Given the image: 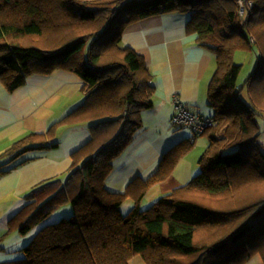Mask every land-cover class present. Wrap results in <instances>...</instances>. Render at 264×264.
Masks as SVG:
<instances>
[{
	"label": "trees",
	"instance_id": "obj_1",
	"mask_svg": "<svg viewBox=\"0 0 264 264\" xmlns=\"http://www.w3.org/2000/svg\"><path fill=\"white\" fill-rule=\"evenodd\" d=\"M253 1L250 14L240 18L236 0H0V81L13 91L30 74H76L85 99L58 122L86 124L91 133L70 154L64 178L32 188L9 223L24 234L62 204L71 211L42 226L22 259L2 264H128L136 255L146 264H244L259 255L264 264V152L257 122L264 111V0ZM54 2L60 15L51 12ZM170 11L189 12L186 31L215 55L207 87L213 124L195 133L207 140L199 172L140 209L146 191L166 178L194 140L168 148L156 171L134 179L123 193L104 186L113 160L141 129L140 113L151 108L154 92L143 57L120 41L131 23ZM238 47L260 51L250 100L236 87ZM58 122L16 140L5 154L56 146ZM127 198L133 207L122 215Z\"/></svg>",
	"mask_w": 264,
	"mask_h": 264
},
{
	"label": "crops",
	"instance_id": "obj_2",
	"mask_svg": "<svg viewBox=\"0 0 264 264\" xmlns=\"http://www.w3.org/2000/svg\"><path fill=\"white\" fill-rule=\"evenodd\" d=\"M189 17L187 12L177 11L152 15L131 23L121 35L120 44L143 57L154 92L151 108L140 113L141 129L113 160L104 186L123 193L134 179L152 175L168 148L186 138L194 140L193 147L176 162L166 178L146 191L139 202L140 209L188 183L199 172L198 157L207 145L204 135H195L197 132L190 128L170 121L175 96L189 111L212 117L202 113L210 111L207 87L216 68L215 55L197 44L196 33L186 31ZM82 85L79 76L61 69L49 74H30L13 91H8L0 81V264L22 259L24 246L36 232L64 215L58 208L24 234L9 223L27 203V193L32 188L45 180L64 178L71 163L70 154L89 140L91 133L86 124L58 122L84 101ZM55 122H58L56 146L19 156L5 154L16 140L31 132L43 133ZM124 205L133 207V200L125 199L121 208ZM128 264L146 262L136 255ZM244 264L263 262L259 255H254Z\"/></svg>",
	"mask_w": 264,
	"mask_h": 264
},
{
	"label": "rangeland",
	"instance_id": "obj_3",
	"mask_svg": "<svg viewBox=\"0 0 264 264\" xmlns=\"http://www.w3.org/2000/svg\"><path fill=\"white\" fill-rule=\"evenodd\" d=\"M52 11L54 14L53 15H60L61 14V9L59 5H57L56 2L53 4ZM189 13V12H187ZM66 20V19H65ZM67 21V20H66ZM34 43L40 44L41 41L40 39L36 38L34 40ZM260 57V51L259 48H254V49H244V47H238L235 49L233 53V62L235 64L241 65L240 67V72L237 76L236 79V87L241 89V96L244 97V99H249V85L250 82L253 80V78L256 76V74L259 71V67L262 63ZM258 78V76H256ZM194 110V109H192ZM209 112H203L202 114L208 115L214 113L211 107H209ZM194 112H196L194 110ZM193 112V113H194ZM257 122H258V127H259V136H258V143L260 145L261 150L264 152V111L261 112L260 116H257ZM200 170V169H199ZM263 190V189H262ZM203 196V195H202ZM203 199V198H202ZM68 208V210H67ZM69 208L71 211V206L67 204H62L59 207V213H69ZM132 206L125 207V205L120 209V212L122 215L126 214Z\"/></svg>",
	"mask_w": 264,
	"mask_h": 264
},
{
	"label": "built area",
	"instance_id": "obj_4",
	"mask_svg": "<svg viewBox=\"0 0 264 264\" xmlns=\"http://www.w3.org/2000/svg\"><path fill=\"white\" fill-rule=\"evenodd\" d=\"M237 14L240 18H244L250 14L254 8L253 0H236ZM254 42V38L251 37ZM174 113L171 116V123L176 126L188 127L195 132L201 131L204 127L213 124L211 117L203 116L189 111L182 102L175 96L173 100Z\"/></svg>",
	"mask_w": 264,
	"mask_h": 264
}]
</instances>
